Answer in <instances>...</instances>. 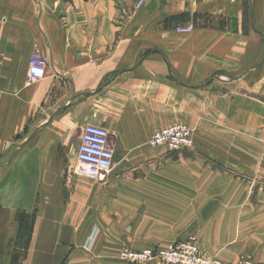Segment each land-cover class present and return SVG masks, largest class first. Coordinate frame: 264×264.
Wrapping results in <instances>:
<instances>
[{"label":"crops","instance_id":"0c3cea01","mask_svg":"<svg viewBox=\"0 0 264 264\" xmlns=\"http://www.w3.org/2000/svg\"><path fill=\"white\" fill-rule=\"evenodd\" d=\"M136 2L0 0V264H128L122 246L190 236L264 264V102L241 92L264 96V0ZM176 123L191 147L149 145ZM86 124L110 134L104 181L76 173Z\"/></svg>","mask_w":264,"mask_h":264},{"label":"built area","instance_id":"2783aa9c","mask_svg":"<svg viewBox=\"0 0 264 264\" xmlns=\"http://www.w3.org/2000/svg\"><path fill=\"white\" fill-rule=\"evenodd\" d=\"M191 27L182 26L177 30L187 32ZM47 60L38 51L31 53L28 59L27 79L38 80L46 75ZM109 131L102 126L86 124L83 126L76 150V173L89 180L104 181L112 169L113 151L110 147ZM149 145L162 147L167 152L188 149L192 145V132L184 123H176L152 132ZM119 257L128 264H142L148 260H157L161 264H261L249 257L236 262H226L203 252L196 238L190 236L178 240L166 247L143 248L134 250L122 248Z\"/></svg>","mask_w":264,"mask_h":264},{"label":"rangeland","instance_id":"374dc122","mask_svg":"<svg viewBox=\"0 0 264 264\" xmlns=\"http://www.w3.org/2000/svg\"><path fill=\"white\" fill-rule=\"evenodd\" d=\"M142 2V0H137V2H136V4H135V7H138L139 5H140V3ZM246 6V5H245ZM243 17L244 18H249V5H247L246 7H245V9H244V15H243ZM185 19V18H184ZM185 27H188V26H185ZM189 27H191L190 25H189ZM192 28V27H191ZM191 28H190V30H191ZM189 31V30H188ZM260 86H262V85H260ZM262 90H264V87H263V89H260V90H258V91H262ZM191 130V129H190ZM191 132H192V130H191ZM81 177H83V178H86L85 176H83V175H80ZM86 179H88V178H86ZM144 221V224H150L151 223V221L152 220H150V219H144L143 220ZM133 222H134V220H133ZM143 224V223H142ZM141 237H143V236H141ZM94 238H95V236L94 235H89V237H88V241H86V242H88V243H86V246H87V248H89V245L91 244V242L94 240ZM148 239L149 238H151V236H148L147 237ZM144 241L146 240V238H144L143 239ZM169 244H171V243H163V242H160V243H154V242H149V243H142L139 247H137L136 245H133V244H127V245H125V246H122L120 249H122V248H130V249H134V250H139V249H143V248H156V247H166V246H168ZM121 251V250H120ZM120 251H118L119 253H120ZM119 253H118V257H119ZM84 257H86V254H80V257L79 258H84ZM120 258V257H119ZM121 259V258H120ZM121 261H123V260H121ZM148 261H150V260H148ZM155 261H157V260H155ZM147 262V261H146ZM158 262V261H157ZM126 263V262H125ZM145 263V262H144ZM160 263V262H159ZM143 264V263H142ZM161 264V263H160Z\"/></svg>","mask_w":264,"mask_h":264},{"label":"water","instance_id":"95a60500","mask_svg":"<svg viewBox=\"0 0 264 264\" xmlns=\"http://www.w3.org/2000/svg\"><path fill=\"white\" fill-rule=\"evenodd\" d=\"M242 93L246 94L247 96L251 97V98H256L257 100L264 102V96H260V95H256L252 92H247L245 90L241 91Z\"/></svg>","mask_w":264,"mask_h":264},{"label":"trees","instance_id":"16d2710c","mask_svg":"<svg viewBox=\"0 0 264 264\" xmlns=\"http://www.w3.org/2000/svg\"><path fill=\"white\" fill-rule=\"evenodd\" d=\"M18 216L21 215L22 217H24L25 215L23 213H18ZM21 218V217H20ZM15 262V261H14Z\"/></svg>","mask_w":264,"mask_h":264}]
</instances>
